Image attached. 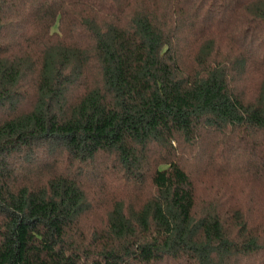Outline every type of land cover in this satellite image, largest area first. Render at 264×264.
<instances>
[{
    "label": "trees",
    "instance_id": "obj_1",
    "mask_svg": "<svg viewBox=\"0 0 264 264\" xmlns=\"http://www.w3.org/2000/svg\"><path fill=\"white\" fill-rule=\"evenodd\" d=\"M172 2L0 0V264H257L264 231L241 208L198 210L177 153L220 134L244 148L259 137L246 150L264 152V81L255 97L240 89L264 71V0H177L183 20ZM237 8L250 19L231 25L236 48L218 60L211 16L236 23ZM182 32L200 43L189 65ZM57 155L71 168L55 170ZM106 180L133 190L111 192L89 233Z\"/></svg>",
    "mask_w": 264,
    "mask_h": 264
},
{
    "label": "rangeland",
    "instance_id": "obj_2",
    "mask_svg": "<svg viewBox=\"0 0 264 264\" xmlns=\"http://www.w3.org/2000/svg\"><path fill=\"white\" fill-rule=\"evenodd\" d=\"M177 4V0H173L172 5L177 6V9L179 11L181 10V13L176 12L172 15L178 17L180 16V20H183L187 16L189 9L181 8V6ZM206 10L207 7L202 8L200 14H204ZM241 13L242 11L239 12L237 8L235 13V19L237 17L236 23H233L235 20H231L230 22L227 17L218 18V11L215 14H212L211 18L214 20L212 23V25H214L212 30L214 33L210 32L206 37L213 36L217 39L216 46L219 48H217L214 58L223 60L229 56L228 54L232 48H236V46L232 43L230 35L227 33L231 25L232 28H239L238 21H241L243 29L247 26V20L250 18L240 15ZM228 16L231 18V14H228ZM229 24L230 26L228 27ZM26 30L27 29L25 28L23 31L18 33V41H20L23 36L27 35L28 31ZM53 31H58L57 24L52 29V32ZM182 35L183 37L181 38H183V40L180 44L182 49V58L187 62V65H189L192 58L198 53L200 43L194 41L195 37L191 35L185 34L184 32H182ZM256 68L255 64V66L249 70L245 79L240 83V89H245L249 97H255L258 95L260 86L264 81V71L258 72L255 70ZM93 77L94 79L96 78L95 67L92 74H90V83ZM25 87L29 90L32 87L31 76L28 77ZM235 137V134H220L218 137H214L209 140V145L206 147L205 144L207 142L200 139L194 147L188 145L185 148L180 149L177 153V157L180 158V161L184 165L185 169L189 171L194 180L198 210H202L209 204L216 205L218 208L224 210L233 207L241 208L246 214V217L251 220V222L259 225V229L261 231H264V174H262L259 182L256 178L251 177L248 172L261 171L264 173V152H261L260 154L259 151L253 152L246 150L247 147L252 148L253 143L256 146L261 145L259 144L261 140L259 137L257 139L254 138L256 140H252V137H249V142L244 148L240 145L239 140L236 141ZM200 144L205 147L201 152L199 151V149H202ZM210 152L211 155L209 156L208 153ZM48 155V152L45 154L41 152L37 155L36 159L38 162L35 163V166L38 171L49 170V167H44L45 164L43 161L49 159ZM52 158L54 157L51 156L50 159L52 160ZM57 158L60 159V161L59 165L57 164L59 167H56L55 170H67L71 168L68 167L70 161H65L63 157L58 155ZM47 162L51 163L49 160ZM111 164L112 163L109 165L107 164L108 166L106 168L101 165L102 171L107 170L113 175L112 178H115L121 173L118 171V167H116L118 169L112 168ZM28 169L32 168L24 167V171H27ZM106 184L112 191H109L108 188L105 189V198L103 197L104 199L100 203H96L94 206L95 208L87 213L85 219H83L82 225H80L82 229H86L89 233L90 231L93 232L96 228L99 229L105 223L108 211L111 208V192L123 195L133 190H130V187L126 188L121 180H106ZM94 186V181L87 182L86 184L90 198L93 196V192H95V190L99 193V190ZM258 258L264 259L263 252L262 254H259L256 261L253 262L257 264H264L263 261L258 262Z\"/></svg>",
    "mask_w": 264,
    "mask_h": 264
}]
</instances>
